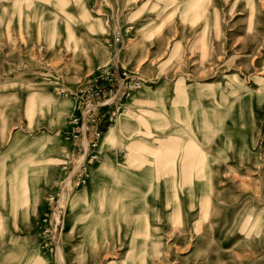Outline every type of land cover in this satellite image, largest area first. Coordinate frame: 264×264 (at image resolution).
<instances>
[{
  "label": "rangeland",
  "instance_id": "374dc122",
  "mask_svg": "<svg viewBox=\"0 0 264 264\" xmlns=\"http://www.w3.org/2000/svg\"><path fill=\"white\" fill-rule=\"evenodd\" d=\"M119 65L137 106L72 168ZM0 264H264V0H0Z\"/></svg>",
  "mask_w": 264,
  "mask_h": 264
},
{
  "label": "crops",
  "instance_id": "0c3cea01",
  "mask_svg": "<svg viewBox=\"0 0 264 264\" xmlns=\"http://www.w3.org/2000/svg\"><path fill=\"white\" fill-rule=\"evenodd\" d=\"M119 50L121 51L122 48H119ZM133 65L135 66V67H133V70L135 71L137 69V60L135 62H133V64L131 66H133ZM118 69H119L118 71H114V80H113V82H111V84L108 86V88L97 93V95L98 96L100 95V96H99V98H97L96 101H97L98 105L100 104V107L97 111L96 118H97V120H100L101 128H102V124H104V122H105V118L108 116V114L112 110H114V108H116L115 112L123 111V113H125V115L127 116V115H129V113L133 112L131 109H135V107L137 106V104H135L136 103L135 98L137 97V99H139V95L134 97L135 96V92H134L130 96H128V98L126 97V94L128 93V90H127L128 82H130L131 80L134 79V76L129 74L133 70H131L129 72L125 71V69L123 67H120V65L118 66ZM120 70L125 71V73L127 75L126 78L122 77V75L120 74ZM136 73H137V70H136ZM148 88L149 89L155 88L154 84H152L151 86H148ZM108 94H110V97H112L114 99V101L112 103H109V100H111L110 97H109V99H104V97H107ZM95 96H96V94H94V99H96ZM150 101L155 102V99H152ZM116 124H118V121ZM96 126H97L96 124H92L85 131L84 130L81 131L79 124H77L73 127L72 143H71L70 149H69V151H70L69 157L71 160L69 163L70 164L72 163V165H73L72 168H74L76 166L75 165L76 160L81 156L82 152L84 151L83 148H86L87 144H90L92 142V140L94 138L93 131L96 129L95 128ZM98 128H99V126H98ZM110 132H111V130L110 131L104 130L103 135L106 133H110ZM102 142H103V140H102ZM128 153H130V152H128ZM81 173H82V169H79L76 172V176H79V175L81 176Z\"/></svg>",
  "mask_w": 264,
  "mask_h": 264
},
{
  "label": "built area",
  "instance_id": "2783aa9c",
  "mask_svg": "<svg viewBox=\"0 0 264 264\" xmlns=\"http://www.w3.org/2000/svg\"><path fill=\"white\" fill-rule=\"evenodd\" d=\"M123 43H124V35L122 32L118 31L117 33L114 34L112 38V46L120 45L121 47H123ZM118 70L119 69L117 68L115 71H118ZM120 74L122 75L123 78L127 77L125 71L123 70L122 71L120 70ZM110 77H111L110 78V83H111L114 80V71L110 74ZM141 85L142 84L138 79H134L128 82V86H127L128 93L126 94V97L128 98V96H130L135 91L141 90ZM94 94L92 93L87 94L86 99H84L85 102L83 103L85 107L83 108L81 115L79 117L74 118L73 120L74 124L80 125L81 131L83 130L85 131L92 124L97 125L95 127L96 129L93 131L94 138L92 142L90 144H87L86 148H83L84 151L82 153L84 155L83 157H85L83 161L85 162L86 161L90 162V160L97 161L99 159V154L96 150V147H97L96 139L101 137V135L97 132L98 126H100V120H97L96 115L100 107V104L98 105L97 102L95 103L92 102L94 100L93 99ZM67 159L70 160V157L68 156ZM79 169H82V171L83 170L86 171L87 168H85V166L83 165ZM51 200L54 201L55 197H52ZM59 224H60V221L55 218L54 220L52 219L51 221H49L48 219H44L45 232L51 233V232L56 231L60 226Z\"/></svg>",
  "mask_w": 264,
  "mask_h": 264
},
{
  "label": "bare ground",
  "instance_id": "6f19581e",
  "mask_svg": "<svg viewBox=\"0 0 264 264\" xmlns=\"http://www.w3.org/2000/svg\"><path fill=\"white\" fill-rule=\"evenodd\" d=\"M193 2V1H192ZM200 4V3H199ZM197 6V5H196ZM215 16H217V14L215 13ZM108 137H110V135H107L106 134V136H105V138H108ZM25 191H26V185H25V183H23L22 184V189H21V196H23L24 195V193H25ZM11 195H12V197H14L17 201L19 200L18 198V193L17 192H15V191H13V193L11 192ZM114 201V198H112L111 199V201L110 202H113ZM113 204H115V202H113ZM112 204V205H113ZM104 222H105V218H101V217H99L98 218V222L97 223H95L94 224V227L97 229L98 227H100V225H102V224H104ZM103 226H105V225H103ZM102 226V227H103Z\"/></svg>",
  "mask_w": 264,
  "mask_h": 264
}]
</instances>
